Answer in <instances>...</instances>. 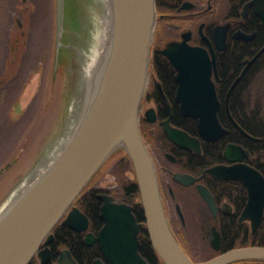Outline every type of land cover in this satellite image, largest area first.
<instances>
[{
  "label": "water",
  "instance_id": "water-1",
  "mask_svg": "<svg viewBox=\"0 0 264 264\" xmlns=\"http://www.w3.org/2000/svg\"><path fill=\"white\" fill-rule=\"evenodd\" d=\"M64 9L65 0H55L57 44L63 30ZM156 22L155 0H111V27L103 66L95 75L94 89L79 124L57 159L0 213V264H28L59 220L75 230H86L87 216L72 203L117 147H122L131 161L144 212L143 224L162 264H228L245 258L264 259V246H247L226 250L203 261H193L168 224L156 167L139 126ZM224 39L225 27L216 26L214 40L219 49L224 48ZM186 40L185 35L180 42H169L161 52L177 70L175 100L184 116L196 119L199 137L172 125L171 115L161 123L168 139L175 145L200 152V138L214 142L226 134L227 129L219 121L220 101L211 77L212 68L216 72L215 60L210 58L207 49L192 46ZM262 50L249 60L243 72ZM36 79L33 84L31 81L26 85L28 88L23 89L15 103L26 106L32 100ZM238 80L239 77L230 86L226 100ZM146 113L148 120L153 122L154 109L150 108ZM231 119L243 134L258 139ZM223 155L228 164L210 166L200 176L176 172L173 178L189 185L208 173L219 181L241 183L246 187L247 200L240 220H249L254 233L264 213V175L244 161L249 151L240 144L228 143ZM13 162L14 159L0 168V174ZM196 189L215 218L218 205L211 191L201 183L196 184ZM98 198L103 225L96 235L86 234V244L97 242L108 264H149L139 253L138 234L142 223L136 220L133 206L108 193H100ZM51 237L49 235L45 243ZM210 244L214 249L220 248V234L215 226L211 229ZM58 264L77 262L67 249H63ZM92 264L104 262L97 258Z\"/></svg>",
  "mask_w": 264,
  "mask_h": 264
},
{
  "label": "flooded vegetation",
  "instance_id": "flooded-vegetation-1",
  "mask_svg": "<svg viewBox=\"0 0 264 264\" xmlns=\"http://www.w3.org/2000/svg\"><path fill=\"white\" fill-rule=\"evenodd\" d=\"M159 2L160 9L162 10L160 13L157 12V20L158 18L160 19V28L162 31V35L160 36L161 39L158 44L160 50L169 42L182 41L185 35L187 36L186 41L188 44L207 49L210 58H214L215 60L216 72L215 69L212 68L213 71L211 77L215 83L216 92L218 91V89H225L223 98H221L217 92V97L220 101V107H225L227 115L232 121V115L230 114L228 108V104L230 102V94L239 83L241 76L251 69L255 70L256 64L258 63L259 59L264 55V0H159ZM37 5V0H14L10 21L11 25L13 24V26H17L18 35L17 37H15L14 44L11 46L12 54L10 63L12 64L15 63L18 58L19 47H22L26 44L27 32L24 28L25 21H29V25L31 26L32 24H35ZM216 26L225 27V45L223 49H219L218 44L214 40V29ZM262 48L263 50L256 56V58L249 64L247 69L243 72L249 60L252 59ZM235 49H242L243 52H235ZM3 52V59L0 66V78H2V80L0 79V129L3 126V121L5 117L4 107L1 103V99L7 89H11L14 80L19 78V76L23 74L24 80L16 88L13 96L14 98L12 97L13 100L16 101L19 98L20 91H23L24 86L33 81L37 73L41 74L42 71V67H38L36 65V58L34 56V52L32 51L31 45L29 46L28 43V48L23 54L19 70L17 72L18 77L16 78L15 76L12 81L8 80L9 82L4 81L3 76L4 70L6 69L5 63L7 59V54L5 50H3ZM228 57H230L231 60L232 58L237 59V69L231 68L228 65L225 66L223 64L224 60L228 59ZM28 68L31 69L26 75V73L24 72ZM173 69L174 90L172 91L171 98H168L167 95L164 93L160 82L156 81L153 71L150 73L147 88L141 101L139 126L143 140L148 147V150L153 158L156 167L157 179L161 192L163 207L165 210L168 224L174 236L176 237L178 243L180 244L184 252L190 257V259L197 262L209 259L232 248L247 246H264L256 244V239H253V237H255L259 231L263 218L260 226L254 233L252 232L249 220H240V214L246 201L242 205L241 209L237 210V204L231 200L224 199L220 202H217L215 200L218 205V211L216 217H212L207 203L196 189L197 183L205 185L202 182V179L205 175L211 176L210 174L206 173L205 175L201 176L199 180H197L195 183L189 185H184L174 180L173 174L176 172L187 173L193 176H200L204 169L210 166L204 168L201 172H198L195 168H192L191 162L192 155H198L202 152V142L209 141H205L200 138V152L186 150L178 147L173 142H171L163 129V125L161 122L168 118L170 115V123L178 128H181L172 123L174 105L180 115L185 118L194 119L191 117L184 116L180 112L179 103L175 100L176 90L178 86L177 82L175 81V75L177 73V70L174 67ZM233 70L238 73L232 78V81H222L223 76L224 78H227V74H231ZM237 77H239V80L234 85L233 89L229 94L228 99L226 100L227 92ZM150 108H153L155 111V120L153 122H150L148 120L149 115L146 113V111ZM233 125L236 127L234 123ZM155 132H160V136L156 140L154 139ZM192 136L199 137L198 131L197 135ZM156 141H158L159 145H168V149L163 151V158L157 156L156 149L153 147ZM227 144H225V146ZM122 149V147H117L114 152ZM167 155H170L171 158ZM249 156L247 158H244L245 162H247L246 160L249 158ZM223 158L224 160L222 162L216 164L229 163L225 159L224 155ZM15 161H17V159ZM14 163L15 162H13L12 164ZM10 167L7 170H9ZM2 173H4V171ZM131 177H133V173H131ZM117 184V179L115 177L113 182L106 183V185L103 187L94 184L93 186H95L96 188L102 189L101 191H98L97 198L98 194L100 193H108L114 196L115 199L124 201L123 197L117 196L113 193V190L116 188ZM192 187H195V190L197 192L195 193L194 191L195 195H192ZM193 196L196 197L198 201L194 199ZM199 203L204 206V210L202 211L203 213H201L199 210L201 209L199 208ZM224 203H226V205H223ZM73 205L75 204L72 203V206ZM87 218L88 227L86 230L82 231L75 230L68 225L61 224V220H59L56 225L51 229V231L44 237L39 248L33 254L28 264H58L63 249H67L70 252L72 258L77 262V264H79V262L72 254L69 246V241L75 238L79 239L82 244H84L86 247H94V249L97 250L96 256L88 260V264H92L93 261L97 258H100L104 262V264H108L107 261L103 258L97 242H93L91 244H86L85 242V236L88 232L96 235L98 230L101 228L100 227L96 230L89 229L90 220L88 216ZM192 220H194L196 224L194 225V228L200 233V236H196L194 238L195 244L193 243V246ZM201 221L206 222V224L209 223V225H200ZM215 221H219V224H217V222ZM213 226L216 227V230L220 234L221 244L219 249H214L210 244L211 229ZM49 235H52V237L48 240L47 243H45ZM238 241H241L243 245L236 246ZM141 256L144 257L142 254ZM228 264H264V259L245 258L233 261Z\"/></svg>",
  "mask_w": 264,
  "mask_h": 264
},
{
  "label": "rangeland",
  "instance_id": "rangeland-1",
  "mask_svg": "<svg viewBox=\"0 0 264 264\" xmlns=\"http://www.w3.org/2000/svg\"><path fill=\"white\" fill-rule=\"evenodd\" d=\"M37 3L35 24L31 26L29 21H25L26 44L19 47L18 58L13 64L10 63L11 46L18 35L17 26L10 25L6 34L4 50L7 59L4 81H12L15 76L18 77L17 72L28 43L34 56L35 53L38 54L35 63L42 66V71L35 77L36 88L40 83L36 95L26 106H20L15 101L10 103L16 88L24 80L23 74L14 80L11 89H7L1 99L5 117L0 129V168L13 159L15 163L9 170L7 168L6 172L0 174V208L23 178L32 174L27 187L50 166L41 168L33 174L34 168L42 161L52 140L60 134L70 116L75 119L76 127L79 124L93 92L95 83L93 78L97 73L96 71L92 73L94 76L90 81L83 77L84 66L89 60L90 53L88 34L95 21L92 0H65L63 30L58 44L55 41V0H50L49 6H45V0ZM158 32L162 35L161 28ZM3 53L0 56L1 62ZM30 69L24 73L27 75ZM257 83L255 93L264 96V74L258 77ZM27 86L24 88H28ZM20 110L23 112L18 113ZM114 177L103 165L89 183L103 187L106 183L113 182ZM192 195H195L193 188ZM193 198L198 201L196 197ZM199 204V208L202 209L199 210L203 213L204 206ZM194 225L195 221L192 220L193 238L200 236Z\"/></svg>",
  "mask_w": 264,
  "mask_h": 264
},
{
  "label": "trees",
  "instance_id": "trees-1",
  "mask_svg": "<svg viewBox=\"0 0 264 264\" xmlns=\"http://www.w3.org/2000/svg\"><path fill=\"white\" fill-rule=\"evenodd\" d=\"M37 1L40 3V0ZM155 1L157 12L160 13L162 11L160 9V2L159 0ZM49 3L50 0H45V6H49ZM13 4L14 0H0V56L5 49V44L7 42L6 34L8 27L11 25L10 17L13 10ZM159 28L160 19L158 18L154 34V45L151 49L150 67L153 71V74L155 75L156 81L160 82L164 93L168 98H171L172 91L174 90V69L168 59L161 53L160 47L158 45L160 41L159 36L161 35L158 32ZM234 51L238 53L243 52L242 49H235ZM37 55L38 54L35 53V58ZM223 64L234 69L238 68L237 59L232 58L231 60L230 57L224 60ZM37 66L39 67L41 65ZM237 73L238 72L233 70L231 74H227V78H224L222 75V81L226 80L227 82H231L232 78L237 75ZM263 74L264 55L256 64L255 70L251 69L241 76L239 83L230 94V102L228 104L229 112L237 124L248 134L258 139L250 138L239 131V129L233 125L232 121L228 117L225 107L221 106L218 111L219 121L223 127L228 129V132L215 142H202V152L198 155H192L191 162L193 169L195 168L198 172H201L208 166L222 162L224 160L222 151L225 144L228 142H233L240 144L249 151L250 156L246 161L259 169L264 175V96H260L258 93H255V86L258 84V77ZM39 85L40 83H38L35 95ZM217 92L218 95L223 98L225 89H218ZM13 98L10 101L11 104L14 102ZM173 107L174 111L172 123L186 130V132L191 135H197V121L183 117L176 110L175 105ZM159 136L160 132H155L154 139H158ZM153 147L156 149L157 156L162 158L163 151L168 149V145H159L158 141H156ZM103 165H105L106 170L112 173L117 179L118 184L113 190V193L117 196L123 197L125 202L133 206V213L136 217V220L142 223L141 231L139 233L140 253L149 263L162 264L157 253L150 244L145 225L143 224L144 212L140 203L139 189L129 157L123 150H117ZM102 166L100 168H102ZM131 173H133V177H131ZM202 182L208 187L217 202H220L224 199L231 200L237 204V210H240L246 201V188L233 180L219 181L215 180L209 175H205L202 179ZM93 184L91 185V183H89L85 186L83 191L74 201V204L77 205L79 209L89 217V229L96 230L102 225V220L99 216L101 202L97 198L98 191H101L102 189L96 188L93 186ZM192 188L194 189L195 193H197L195 187ZM215 222L219 224V221ZM205 224L206 222L201 221V225ZM253 239H256V244L264 245V216L259 231L256 236L253 237ZM194 240L195 239L192 237V246L195 244ZM239 245H243V243L238 241L236 246ZM69 246L72 254L79 264H88V260L92 259L97 254V250L94 249V247H86L77 238L71 239L69 241Z\"/></svg>",
  "mask_w": 264,
  "mask_h": 264
},
{
  "label": "bare ground",
  "instance_id": "bare-ground-1",
  "mask_svg": "<svg viewBox=\"0 0 264 264\" xmlns=\"http://www.w3.org/2000/svg\"><path fill=\"white\" fill-rule=\"evenodd\" d=\"M92 5L94 9L95 21L88 34V38L90 40V53L89 60L84 66L83 76L87 79V81H90L93 78V72L100 71L103 66V59L111 27V0H92ZM93 79L95 80V76ZM75 125V119L70 116V119L67 121L60 134L52 140L45 155L43 156L42 161L34 168L33 174H36L39 169H43L51 165L57 159L70 140L76 127ZM31 177L32 174L23 178L10 192L6 202L0 208V213L11 202V200H13L17 194H19L26 187Z\"/></svg>",
  "mask_w": 264,
  "mask_h": 264
}]
</instances>
